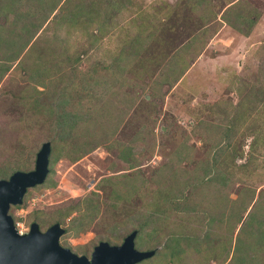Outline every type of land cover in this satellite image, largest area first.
Masks as SVG:
<instances>
[{
  "label": "rangeland",
  "instance_id": "1",
  "mask_svg": "<svg viewBox=\"0 0 264 264\" xmlns=\"http://www.w3.org/2000/svg\"><path fill=\"white\" fill-rule=\"evenodd\" d=\"M10 2L0 179L50 144L14 225L86 257L135 229L136 264H264V0Z\"/></svg>",
  "mask_w": 264,
  "mask_h": 264
},
{
  "label": "water",
  "instance_id": "2",
  "mask_svg": "<svg viewBox=\"0 0 264 264\" xmlns=\"http://www.w3.org/2000/svg\"><path fill=\"white\" fill-rule=\"evenodd\" d=\"M49 153V142H42L32 169L15 170L0 179V264H136L153 255L154 249L134 247L135 229L116 245L98 241L88 257L59 244L64 229L57 222L44 230L36 222H30L27 231L17 232L9 207L20 204L28 188L43 182L48 172Z\"/></svg>",
  "mask_w": 264,
  "mask_h": 264
},
{
  "label": "trees",
  "instance_id": "3",
  "mask_svg": "<svg viewBox=\"0 0 264 264\" xmlns=\"http://www.w3.org/2000/svg\"><path fill=\"white\" fill-rule=\"evenodd\" d=\"M6 1L10 2L12 0H6ZM58 1H60V0H53L51 7L48 8V11L49 12H51L53 10V8L55 7V5L57 4ZM10 4H14V3L13 2H10ZM14 15L16 16L15 18H19V17L22 18V16H24V17L29 16L28 13H26L25 15H18V17H17V14H14ZM47 15L48 14H45V15L42 14V15H40L38 17L39 22L37 21V23L33 27L31 26V22H29V23L28 22H21L20 25H25V26H22V28H20V31L21 32H29L28 37L26 38L27 40L29 38H31V36L34 35V33L36 32V29L43 23V21L46 19ZM26 39L24 41V44L22 43L21 47L23 45H25Z\"/></svg>",
  "mask_w": 264,
  "mask_h": 264
},
{
  "label": "built area",
  "instance_id": "4",
  "mask_svg": "<svg viewBox=\"0 0 264 264\" xmlns=\"http://www.w3.org/2000/svg\"><path fill=\"white\" fill-rule=\"evenodd\" d=\"M14 226H15V225H14ZM15 228H16L17 232H19V233L22 232V230H20L17 226H15Z\"/></svg>",
  "mask_w": 264,
  "mask_h": 264
}]
</instances>
